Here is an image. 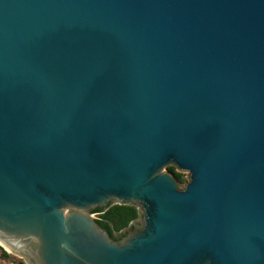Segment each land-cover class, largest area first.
Masks as SVG:
<instances>
[{"label": "water", "instance_id": "1", "mask_svg": "<svg viewBox=\"0 0 264 264\" xmlns=\"http://www.w3.org/2000/svg\"><path fill=\"white\" fill-rule=\"evenodd\" d=\"M115 203L119 239L93 215ZM0 244L264 264V0H0Z\"/></svg>", "mask_w": 264, "mask_h": 264}, {"label": "trees", "instance_id": "2", "mask_svg": "<svg viewBox=\"0 0 264 264\" xmlns=\"http://www.w3.org/2000/svg\"><path fill=\"white\" fill-rule=\"evenodd\" d=\"M166 169L173 174L179 185L187 181L185 173L178 171L174 166L168 165ZM93 212L98 213L96 221L115 238H121L123 235L121 231L127 228L139 215L138 208L135 205L117 203L106 208H96ZM117 233H120V235H117ZM2 255L4 258L10 257L4 249Z\"/></svg>", "mask_w": 264, "mask_h": 264}, {"label": "rangeland", "instance_id": "3", "mask_svg": "<svg viewBox=\"0 0 264 264\" xmlns=\"http://www.w3.org/2000/svg\"><path fill=\"white\" fill-rule=\"evenodd\" d=\"M164 170H166V168H164ZM185 173V178L187 179V173L186 172H183ZM183 184H180V186H183ZM93 215L94 217L96 218L98 216V213L97 212H93ZM139 223V219H135L133 224H138ZM117 235H120V233H117ZM6 250L9 254V258H4L3 255H2V251ZM0 264H28L27 260L25 257L19 255L18 253H14L12 251H8L7 249H5L4 246H2L0 244Z\"/></svg>", "mask_w": 264, "mask_h": 264}, {"label": "flooded vegetation", "instance_id": "4", "mask_svg": "<svg viewBox=\"0 0 264 264\" xmlns=\"http://www.w3.org/2000/svg\"><path fill=\"white\" fill-rule=\"evenodd\" d=\"M113 238H115V237H113ZM115 239H119V238H115Z\"/></svg>", "mask_w": 264, "mask_h": 264}]
</instances>
